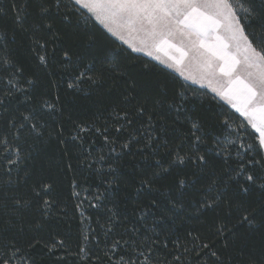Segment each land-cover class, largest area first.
Wrapping results in <instances>:
<instances>
[{"label": "trees", "instance_id": "obj_1", "mask_svg": "<svg viewBox=\"0 0 264 264\" xmlns=\"http://www.w3.org/2000/svg\"><path fill=\"white\" fill-rule=\"evenodd\" d=\"M255 2L258 3V0ZM13 3L27 5L29 24L37 19V0H0V9L3 10L0 11V26H6L9 32L8 51L3 52V44H0V55H7L13 63L24 68V73L15 81L19 88L28 90V79L37 83L27 92L31 99L25 100V91H16L13 85L8 84L14 68L0 64V97L5 99L4 105H0V199L5 193L32 199L33 185L44 182L52 185L51 193L43 198L52 201L53 207L44 214L42 201L33 199L32 207L23 211L21 222L15 227L5 229L0 222V256L10 255L14 250L4 246L9 239H14L20 248L11 264H24L25 260L35 264H115L121 256L139 264L144 259L138 255L140 252L149 255L151 264H217L211 252L200 247L213 242L215 247L212 250L222 255L225 264L229 261L231 264H242L244 257L236 252L241 243L245 244L246 253L255 251L258 255L264 241L258 233L248 235L247 225L237 226L239 213L236 205L258 200L259 190L243 200L232 197V193L228 192L222 197L219 207L200 211L199 205L205 197L212 199L217 194L216 189L209 187L214 178L211 171H205L194 185L186 186L184 208L174 212L162 211L166 209L165 201L168 193L174 190L177 178L182 173L191 172V165H180L172 169L170 176L153 185L159 191H137L140 179L150 176L153 171H160L156 161L163 162L167 168V162L174 158V153L162 147L164 140L168 141L169 148H174L187 135L189 126L186 123L174 124L171 113L167 114L166 121L162 116L154 115L157 109L149 99L148 115L153 116V127H149L147 116L134 115L136 101L125 104L121 93L124 83L135 81L137 91L133 95L142 102L145 95L158 93L161 84L165 85L168 96L183 85L188 89L187 112L200 116L205 121V131L210 129L211 135L221 142L236 139L235 129L241 124L247 127L244 134L248 142H253L258 134L246 119L206 89L201 88L199 94H194L197 89L181 76L146 55L133 51L95 18L87 24L82 20L77 23L75 19L72 24L57 22L59 35L55 39L47 30L33 33L18 29L13 42ZM29 24L24 27L28 28ZM252 28L259 32V22L253 20ZM89 35L95 38L89 41ZM37 39L47 44L46 51L35 45L34 40ZM113 47L123 50L124 71L131 80L121 78L116 84L111 80L103 84L90 83L88 76L95 78L99 73L105 77L111 75L108 71L111 57L105 49ZM64 51L69 53L70 59L64 57ZM38 54L46 56V66L40 63ZM145 64L148 69L144 68ZM81 72H85V77L77 81L76 77ZM70 83L74 87L69 88ZM9 91L12 93L10 96L6 95ZM44 100L53 103L55 110L44 108ZM32 109H36L33 113L36 119L32 123L43 122L48 126L44 136L37 139L29 132L31 124L26 123L20 136L16 137V129L11 122L15 120L17 125L24 123L23 115ZM122 110L133 113V123L117 132V127L126 124L116 116V113L122 115ZM164 111L167 112L166 109ZM224 117L229 119L230 128L221 123ZM78 123L90 130L79 133V139H73L77 135ZM61 128L62 136L48 137V131L58 132ZM96 128L100 131H95ZM149 134L154 137L151 146H147ZM105 135L108 142L104 140ZM5 137L9 143L7 151L2 142ZM208 139V145L200 146L202 152L212 144L211 136ZM126 143L128 147L122 148ZM16 147L22 150L23 162L13 166L8 161L17 159ZM230 147L235 155L238 145ZM212 166L219 171L224 167L222 159L213 156ZM9 167L12 168L11 177L6 174ZM26 172L28 176H25ZM9 178L12 184L7 183ZM73 182L77 185L75 189ZM229 198H233L231 209L227 206ZM151 199H156L161 208L149 209L141 219L140 207L147 206ZM110 209L118 219L112 217ZM3 219L6 217H0V221ZM36 224L41 226L36 228ZM224 224L236 230V246L227 250L215 234ZM21 226L22 232L19 231ZM133 227L138 234L131 231ZM33 237L40 243L30 247ZM57 240H62L63 246L57 245L49 251L46 246ZM116 240H120L121 244L114 250L115 254L105 255ZM125 240L135 241V244L125 245ZM82 248L89 253L87 259L81 252ZM149 248L150 254L147 252Z\"/></svg>", "mask_w": 264, "mask_h": 264}, {"label": "snow or ice", "instance_id": "obj_2", "mask_svg": "<svg viewBox=\"0 0 264 264\" xmlns=\"http://www.w3.org/2000/svg\"><path fill=\"white\" fill-rule=\"evenodd\" d=\"M0 11L3 10L0 9ZM12 11L14 27L11 39L13 42L18 29L33 33L47 30L53 34L55 39L59 35L57 22L72 24L75 19L77 23L82 20L87 24L89 20L95 18L108 32L124 41L135 51H145L150 56L163 51L168 55V59L163 62L165 64L171 62L172 67L180 69L187 67L185 65L187 58L194 61L199 72L197 75H193L189 71L188 78L198 79V82L201 83L206 82L214 92L228 100L233 108L247 118V124H250L258 135L255 136L253 142L249 143L248 137L244 134L247 132V127L241 124L235 129L236 139H226L221 142L218 137L211 135L210 129L205 131L206 124L200 116L187 112L185 102L189 98L188 89L183 85L175 89L171 96H168L165 85L161 84L158 93L154 96L145 95L141 102L133 95L137 91L136 82L132 81L131 84L126 82L121 93L123 102L130 104L132 101H136L134 115L147 116L149 127H153V116L148 115L149 99L152 100L153 107L157 109L154 115L162 116L166 121L167 114L171 113L174 124L186 123L189 126L187 135L183 136L180 143L174 148H169L168 141L164 140L162 147L168 149L169 153H174V158L167 162V168L163 166V162L156 161V166L160 171H153L150 176L140 179L137 191L146 190L149 193L159 191L153 187L158 180L170 176L172 169L180 165H191V172L182 173L177 178L174 190L168 193V198L165 201L166 209H162V211L174 212L185 207L186 186L194 185L201 174L211 171L214 178L209 187L216 189L217 194L212 199L205 197L199 205L200 211L219 207L222 197L228 192L232 193V197L243 200L245 196L259 190L258 200L244 201L236 205V211L239 213L237 226L247 225L248 235L254 236L258 233L264 241V0H258V3L255 0H37V19H34L30 24L27 18V5L13 3ZM253 20L259 22V32L252 28ZM25 24H29V27L25 28ZM8 37L9 32L6 26H0V44H3L5 53L8 51ZM87 38L91 41L95 37L89 35ZM34 43L40 49L47 50L46 43H41L38 39L34 40ZM105 52L111 57V62L108 65L111 75L105 77L103 73H99L95 78L88 76L89 82L103 84L107 80H111L113 84H116L121 78L131 80L127 72L124 71L123 50L113 47L105 49ZM63 55L70 59L67 51H64ZM156 59L160 60L161 57L157 55ZM38 60L45 66L48 63L45 55L38 54ZM0 64L11 65L14 68L11 73L12 79L8 80V84L13 85L16 91H25V100H30L31 97L27 92L35 87L37 82L28 79L26 82L29 89H21L15 81L18 76L24 73V68L13 63L7 55H0ZM148 67L147 64L144 65L145 69ZM182 74H184L183 71ZM84 77L85 72H81L76 80L79 81ZM68 87L72 88L74 84L70 83ZM11 94L9 91L6 95L10 96ZM4 103L5 99L0 97V105H4ZM42 106L50 111L55 110V105L48 100H44ZM165 109L167 112L164 111ZM35 111L36 109H32L23 115L24 123L17 125L15 120L11 122L12 127L16 129V137L20 136L26 123L31 124L29 132L37 139L44 136L48 126L43 122L32 123L36 119L33 115ZM132 115L133 113L123 110L122 115L116 113L117 119L124 120L126 124L120 125L115 130L119 132L122 128L130 126L133 123ZM181 116H183V120H181ZM221 123L225 127H231L227 117H224ZM76 128L77 135L73 139H79V133L90 130L79 123ZM95 131L99 132L100 129L96 128ZM106 131L107 129H105ZM47 134L49 138L53 135L59 137L63 135V129L61 128L58 132L48 131ZM210 136L212 144L202 152L200 146L208 145ZM153 139L154 137L149 134L147 146H151ZM104 140L108 142L107 135L104 136ZM2 142L5 151H7L9 148L7 137ZM221 143L224 144L223 147H221ZM237 145L235 155H233L230 146ZM127 147V143L122 145V148L126 149ZM153 151L155 152V149ZM21 152V148L16 147L17 159L9 160L8 163L15 166L17 163L23 162ZM213 156H219L223 161L224 167L219 171L212 166ZM230 161L233 163H229ZM68 167L71 168V164ZM11 173L12 168L9 167L6 174L11 177ZM28 175L29 173L26 172L25 176ZM113 182H115V178H113ZM7 183H13L11 178ZM76 186V183L73 182L74 189ZM51 190V184L40 182L32 187V199L17 196L15 193L11 195L5 193L0 199V217H6L0 222L3 223L5 229L15 227L17 223L21 222L23 211L32 207L33 199L42 201L41 207L44 214L50 211L53 202L44 199L43 196L49 195ZM73 194L78 195L75 192ZM232 204L233 198H229L227 204L229 209ZM95 206L97 205H93V207ZM152 208H161L156 199H151L147 206L140 207V218L143 219ZM109 211L112 212V217L117 218L114 211L111 209ZM40 226V224L35 225L36 228ZM19 231H23L22 226ZM131 231L138 234L135 227ZM215 234L225 250L236 246L235 228H228L227 224H224L216 230ZM85 241H87V236H85ZM39 243L40 241L33 237V242H30L29 246L35 247ZM123 243L134 245L135 241L125 240ZM63 244L62 240H57L46 247H49V251H51L57 245L63 246ZM120 244V240L114 241L105 255L115 254L114 250L120 247ZM4 246L14 250L10 255L0 256V264H11L17 253L20 252V248L17 247L14 239H9ZM200 247L208 249L211 256L216 258L217 264H225L222 255L212 250L215 247V242L211 245L202 244ZM81 252L85 259L89 257V253L85 249L82 248ZM147 252L150 254L151 249H147ZM236 252L238 256L244 257L242 264H264V247L260 248L257 255L255 251L246 253L245 244L241 243ZM138 255L144 257L139 261V264H151L149 255L145 252H140ZM176 259L179 260V257ZM24 264H35V262L25 260ZM115 264H137V261L126 260L121 256L118 261H115Z\"/></svg>", "mask_w": 264, "mask_h": 264}, {"label": "rangeland", "instance_id": "obj_3", "mask_svg": "<svg viewBox=\"0 0 264 264\" xmlns=\"http://www.w3.org/2000/svg\"><path fill=\"white\" fill-rule=\"evenodd\" d=\"M97 21V20H96ZM98 22V21H97ZM160 56L161 59L160 60H156V62L160 63L161 65L167 67L168 69L172 70L173 72H175L176 74H178L179 76H181L185 81H187L188 83L191 84V86L195 87L197 90H195V92H193L194 94H199V92L202 89H206L210 92H212L214 94L215 97H217L220 101L223 102V104L228 107L229 109H231L232 111L237 112L238 114L241 115V117L245 118L247 121V118L245 116H243V114L239 111H237V109L233 108L231 103H229L228 100L224 99L223 97H221L217 92H214L212 87H210L206 82L205 83H201L198 82L197 80H193V79H189L188 78V72L191 71L193 75H197L199 72V69L196 67L195 62L192 61L190 58H187L185 60V65L187 66L184 69H180V68H176V67H172L171 66V62L169 64H165L163 61L168 59V55L161 51L158 53H155L154 55H152L153 57L156 58V56ZM182 71L184 74H182Z\"/></svg>", "mask_w": 264, "mask_h": 264}, {"label": "crops", "instance_id": "obj_4", "mask_svg": "<svg viewBox=\"0 0 264 264\" xmlns=\"http://www.w3.org/2000/svg\"><path fill=\"white\" fill-rule=\"evenodd\" d=\"M99 22V21H98ZM100 23V22H99ZM101 24V23H100ZM102 25V24H101ZM103 26V25H102ZM104 27V26H103ZM105 28V27H104ZM106 29V28H105ZM107 30V29H106ZM114 36V35H113ZM116 37V36H115ZM119 41H121L118 37H116ZM122 43H124V41H121ZM125 45H127L129 48H131L132 50H133V48L132 47H130L128 44H126V43H124ZM133 51H135V50H133ZM135 52H137V53H140V54H143V55H146L147 57H149V58H151V59H153V60H157L155 57H153L152 55L150 56V55H148L147 54V52H145V51H135Z\"/></svg>", "mask_w": 264, "mask_h": 264}]
</instances>
